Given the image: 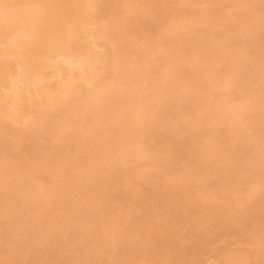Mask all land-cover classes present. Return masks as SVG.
<instances>
[{"label":"bare ground","instance_id":"obj_1","mask_svg":"<svg viewBox=\"0 0 264 264\" xmlns=\"http://www.w3.org/2000/svg\"><path fill=\"white\" fill-rule=\"evenodd\" d=\"M144 1L145 0H0V140L4 137L6 138V135H4L3 133L6 132L5 131L6 129H9V132L12 133V137L15 139L14 140L15 143H17L15 145V146H17V148L15 146L14 147L16 148V150L18 148H19V150H23V149H25V147L24 146L21 147L20 145L26 144V142H25L26 138L29 137L28 139H30V136H32V142H33L34 136L36 137V135H37L38 136L37 138L40 137L43 139L44 136L45 137L47 136L45 134L49 133V135H51L50 137L52 138L50 140H52V143L55 144L54 148H52L53 149L52 153L53 154L55 153L56 156H55V158L52 157L53 161L52 160L48 161V160H45V158H43L44 156L41 155L43 152L40 151L41 152L40 155L43 156L41 158L42 163H40V167H39V163H38V165L37 164L33 165L34 164L33 163L32 164L33 166H30V167H32L31 169L36 175L40 174V171L42 169H43L42 171H46V170H44V168L51 166L50 161H52V162H55V164L57 163L59 165L58 171L72 170L71 173L74 172L73 176H78V173L74 170V168H76L75 164H79L81 167H82V165H85L87 162L86 159L88 157L92 158V153L95 151L96 146H97L96 148L99 149L97 152L102 153V152H104V147L107 144L113 145L112 147L114 148V150L110 151L111 148L108 147V148H110L108 150L109 152L106 154V156H104L105 158H107L106 159L107 163L106 164L104 163L106 165V168H105V166H104V168L108 170L107 171L108 173L110 172L109 173L110 175H107V177H106L104 174L103 179L104 180L107 179V180L111 181L112 177L114 175H117L118 173H119V175H121L122 173L124 175H126L127 179H125V183H119L117 186L115 185L116 190H118V188L120 187L122 189V192L124 190H126L128 186L131 187L132 181H131V179H129L130 176H128V174H129V171L131 170V168H133V165L135 167L141 166V169L144 168L142 166L146 165L149 167H156L160 171H166L170 168L169 165L176 164L178 167L177 171L182 169L181 173L182 174L184 173V175H181L182 178H181L179 183L177 181V185L174 182V184L176 186H175V188H174V185L172 187L173 188L172 189L173 196L176 195L177 197H180V198H181V196H183V199H184V197H186L187 201H188V198H190V199L194 198V200L191 199L192 201H188V205L185 206L186 208L184 210L187 211L186 215L183 216V214H179L180 216H178V215H175L176 213H174V215H175V217L173 218L174 220L170 221L171 222V223L169 222L170 224L165 222V223H167V225L169 226V229L171 230L170 231V234L172 235L171 238L173 237V235H176V233H178L177 230L180 229V223H183L184 226H186V227L195 228V231H194V229H191L194 231L193 237H197V236L199 237L200 226H203V223H202V225H200L201 224L200 219L203 216L206 217V215H212V217L215 216L217 218L218 223L220 224V222H221V225H220L221 227H219V225H218V226H216L217 227V229H216V227L213 226L214 228H212V230L213 231L215 230L214 232L213 231L211 232L209 230L213 234L212 236L214 237V235H215V237H217L216 235H222L221 237L224 238L223 237L224 233H222L221 231L223 230V232H225V228H223L224 227V225H223L224 219L223 218L226 216L227 212H228L227 213L228 216L234 215L233 217L230 218V220H236V221L239 219L242 220L243 218H241V217L243 215L247 216V213L249 214V212L251 210H253L251 208H255L254 210H256V209L258 210L259 209L258 207H261L259 202H261V201L264 202V192H260V190H259V192H257L258 189H257V191L255 189L256 186L258 187V186H261V184H264V173H262L261 170H260L261 173L258 172L259 171L258 167H261L264 170V134L258 132V130H257V125H259V123H264V95H261V96L259 95L257 97L254 95L253 98L249 97L252 99H247L248 97H246L245 93L248 91L250 92V90H252L254 87L251 86L249 88H252V89H247V87L249 85L248 86H245V85L239 86L238 82H237L238 83L237 84V83L233 82L234 80L232 81L230 79V75L233 74L234 72L229 73L231 71L230 70L231 67L236 72L235 74L237 77L240 74L242 75V72L244 71V69L246 70L245 66L247 65V62L250 60L251 53H250V55L248 52L245 53L244 50H247L248 48L244 49V47H246V46L248 47V45H250L251 43L248 39H245V37L247 38V34H245V37H241L240 41H238V44L236 45L237 51L236 52L234 51V55L233 56L231 55L232 57L229 59H228V57H226L227 60L225 58L226 64H229L226 66V67H228L229 71L227 70V68H225L226 69V71H225V70H223L224 67L221 66L220 61H218L221 58H217L218 59L217 60L214 57L215 55L212 56L210 54L211 52L209 53V49H205L207 47H203V44H204L203 40H195V39H192L191 37L188 36V34L190 35L189 29L185 26L184 22L182 23L180 21L182 19L184 20V17L186 18V16H184V14L186 12L182 11L181 9H177V8L174 9V6H173L174 4L178 5V3H180V4L181 3H183V4L184 3H186V4L187 3L188 4L196 3L197 4V0H149V2L147 1V3ZM203 2H206V3L209 2V4H210V2L211 3L215 2L213 4H216V2H220V0H200V3H203ZM222 2H223V0H222ZM160 5H162V6L165 5L166 8H167V6H169V7H171L172 10H174V13L172 11L173 14H172V17L170 20L171 24L168 25L169 27L167 26V28H168L167 30H165L163 28L164 29L163 31L162 30L159 31L160 28L158 29V26H157L158 30L155 31L156 35L154 36V38H156L158 40L155 41L156 43L155 42L153 43V40H152L151 42H148L149 44L147 43V45H145L147 47H144L141 44L144 45V43H146V41H145L146 38L143 39L142 37H146L147 28L146 29L144 28L146 31L142 30L144 33L146 32L144 34L145 36L143 35L142 37H141V34H139L140 30L135 29V28H136V26H137V28H139V27L141 28V25H143V23L145 25L147 24L148 28H149V26L152 23H149L150 25L148 23H145L147 21H150L147 19L149 17H145L146 12H147V10H151L152 8L154 10L155 7L157 8V6L159 7ZM263 6H264V0H240L238 5L236 6L237 9L229 10L227 13L225 12V15H224V13H222L223 15H221L218 12H214V9L209 10V8H207V10H209L210 13H214L213 17L211 15V17L206 18L207 20L200 18V16L204 13H203V10H198L197 17H196L195 21L198 24L200 31L203 33V32H205V30L209 29V31H210L211 29H213L215 27L221 26L223 23H225V21H227L226 19H230L232 21V23H234V25H237L238 21L242 20L244 23H247V25L250 24L249 25L250 29H248L250 31L241 30L242 28L239 25L240 23L238 24L239 26L238 25L237 26L240 27L241 29L237 28L236 26H233V25H232L233 26L232 27L231 24L229 23L230 24L229 26H231L232 29H230V30L228 29V31L230 34H234V35L236 34L235 36H237V35L242 36L243 33H248L250 35V37H252L250 39L252 41L253 38L255 39V37H253L255 32H253V31L251 32V30H253V28L260 26L258 24L263 23L262 21L264 20V16H263V18H261L259 16L261 19H263V20H261V23H260V21L253 19V16L256 17V13L260 12L262 10ZM161 8L159 7L160 10H161ZM166 8H164V9L166 10ZM215 9H216V5H215ZM183 10H184V8H183ZM154 13H155V11H154ZM215 13H218V14L215 15ZM149 14H152V12ZM154 15H156V13ZM164 15H165V13H164ZM160 16H161V14H160ZM155 18H156V16H155ZM146 19H147V21H146ZM152 19H153V17H152ZM152 19H151V22H152ZM168 19H170V18H168ZM153 22H154V19H153ZM256 23H258V24H256ZM153 24H154V26H156L155 24L158 25V22L155 21V23H153ZM252 24H254V25L252 26ZM145 25H143L142 28ZM255 25H257V26L255 27ZM154 26H151L150 28L152 29V27L154 28ZM148 30H150V29H148ZM192 30L194 31L195 28L193 27ZM134 31H136L135 33L138 32V34L140 35V38L138 40H141V44H140L141 47L146 49V48H148L149 45L152 47L156 45V47H154V48L151 47V48L154 49V51L158 55L161 53V55L163 57L161 59H159L158 58L159 56L157 57L156 53H154V55L156 54V56L153 55L151 57V54H149V53L153 54V52L151 51L152 49L150 50V48H149V50L147 49L149 51V53L145 50H144V52L140 53L141 51L140 52L138 51V48L141 49L140 45L138 48H136L137 44L132 46V41L130 43L128 37H126V39L129 42L124 37L126 35H130L132 37H129V38H135V34L133 33ZM151 33H152V31H151ZM256 34L257 33H255V36H256ZM227 36L231 37V35H227ZM235 36H233V37H235ZM261 36L262 35H260V37ZM136 37H137V35H136ZM152 37H153V35H151V38ZM202 37H200V38L202 39ZM256 37H259L258 34ZM262 37L264 38V36H262ZM147 40H148V38H147ZM256 40H257V38H256ZM207 42H208V40H207ZM210 43L211 42L209 41V44ZM233 44H235V43L231 42V45H233ZM207 45H208V43H207ZM207 45H205V46H207ZM134 46H136L135 48L137 50L132 48ZM219 46H221V45H219ZM234 46L235 45H233V47H232L233 49H234ZM252 46H253V44H252ZM227 47H228V45H227ZM229 48H230V46H229ZM229 48H227V50H229ZM223 49H224V46H223ZM235 50H236V48H235ZM142 51H143V49H142ZM222 51H224V50H222ZM212 53L215 54L216 51H214ZM251 59L252 60H250V62L252 61L254 63L253 58H251ZM227 61H228V63H227ZM142 62H144L145 65L150 68L149 69L148 67H146V68H148V71H147V69L143 68L144 64ZM183 63H185V64L187 63V64L191 65L190 68H192V66H193V68H192L193 70L191 69L192 71L189 69L192 72V74H190V72H189L188 76L193 77L195 79H196V76L199 77L200 79H202L203 75L205 76V78H204L205 80L202 79L204 81L202 85L198 82H194V80L191 81L190 77H188L187 73H186V72H188V70H185L186 68L185 69L183 68V65H184ZM223 64H225V63L223 62ZM248 64H249V62H248ZM251 64H249V65H251ZM254 65H256V64L254 63ZM135 66H137L138 69H135ZM185 66H187V65H185ZM251 66H253V64ZM246 67H248V66H246ZM253 68H256V67L254 66ZM257 68H256V70H259ZM248 69H249V67H248ZM251 69H250V71H251ZM149 70H150L151 74L153 73L152 76H154L153 77L154 79L146 78L144 71L145 72L147 71L149 73ZM250 71H247V72L249 73ZM259 71H257L256 73H258ZM183 73H186V76H185L186 81L188 82V80H187V77H188L190 82H191V83H186V81H185V83L188 84V86H189V84H191V86L192 85L195 86L196 83L201 85L199 87H196L197 90H195V91L193 90L194 92L192 95H191V93L188 94L191 96H187V95L186 96L188 98L193 97L195 99L196 96L197 97L200 96L199 91H201L203 94H207L208 95L207 99L209 98V96H212L215 99V101H213L214 107L216 108V110H219V112H220L219 116H216V117L211 116L212 115V113H211L209 118H211V120H213L214 123H215V120L216 121L220 120L221 118H223L228 113H231V114L238 116V119L236 121L234 120L235 123L237 122V124L243 125L246 129V131L244 130L245 133L244 132L242 133L241 131L239 133L244 134V138H246L248 141H250V144L252 143V145L254 147L258 146L259 148H261V149H258V152H257L261 157L260 160H257L259 158H257L256 156H255L256 158H254V159H253V156H251L254 161L252 160L253 163H252V165L249 164V167L243 168L241 166V168H237V167L235 168L233 165L230 164V166H231L230 168H232V170L229 172L226 171L227 173L225 172V174H221L219 172V169H218V168H220L219 165H221V164L217 163L216 159H214L216 156L213 158V156L211 155V153L213 152L212 149H213L214 145L212 143H208L207 142L208 140H206L205 143H200L198 150H194V148H196L195 146L193 147V149L191 147L187 148V149L191 148L192 151L195 152V153H193L192 151H190L192 154L196 155V157L194 155V157L196 159H197V156H199V155L203 156L200 159H203L204 163L201 162L202 164H200V165L197 164L200 161L197 163L194 160H193V162L190 161L189 159L191 158V160H192L193 155H191L192 157L190 155H189L190 157L187 156L185 153L187 151H185V152L182 150L180 151V147L176 146L177 148H174V145H173V147H170V146L168 147L167 145L171 142L172 138L170 139V142L168 144H166V146H164V145L161 146V144H157L158 142H162V140L164 138H167V142H168V140H169L168 138L171 135H173V136L175 135L174 129L172 131V128H173L172 125H174L175 123L171 122L172 121L171 120L170 122L172 125L170 124V127L172 126V128L167 127V128H170L169 130L167 129L168 131H170V132L172 131L171 135L167 130H165L167 133H169L168 134L169 137H167V135H165L166 133L159 135V133H156L155 130H153L155 128L154 127L155 124H153V122L149 123L150 121L147 122L146 114L150 113L151 116H153V117L156 116L158 119V123H157V121L155 123H157L158 126H160V127L163 126V127H161L162 130H163L164 126L166 127V124H168L167 122H165L166 117H168V115H166L167 110L170 107L174 108L172 106H175V109H176V105L179 104L178 103L179 100L186 97L185 91H182V87H181L183 76L182 77H180V76ZM256 73H254V74H256ZM201 74H203V75L199 76ZM131 75H134V77L136 78V81L133 78L129 77ZM259 75L260 74H258V76ZM149 76L151 78V75H149ZM246 76H247V74H246ZM253 76L255 77L256 75H253ZM223 77L225 79H223ZM129 78L133 79V81H130ZM258 78H263V77H258ZM49 79L50 80L53 79V81H50ZM247 79L252 80V77L251 78L249 77ZM200 82H202V81H200ZM241 82H242V80H241ZM247 82H249V81H246V83ZM253 82H254V80H253ZM257 82H256V84L255 83H253V84H255V86L257 85V87H258L260 83H257ZM185 83H184V85H185ZM234 86L237 87V89L235 88L236 91L241 89V92L239 93V95L237 97L238 100H236L234 98V96H232L234 94H232L231 91L234 90V89H232V88H234ZM115 87L118 88L117 91H116ZM184 87H183V89H184ZM161 88L166 89V93L170 97L168 101H167L168 97L167 98L164 96H162L164 98L161 97V94L163 92V90ZM213 88H216L217 91L212 90ZM142 89L146 91V97L144 96V98L141 94ZM160 89H161V91H160ZM256 90L258 91V89H256ZM263 90H264V87H263ZM190 92H191V90H190ZM162 95H164V94H162ZM200 97H198V98H200ZM212 97H210V98H212ZM161 98L162 99L166 98V99L161 100ZM202 98H201V100H202ZM203 99H205V98H203ZM191 100H193V99H191ZM188 102H189V100H188ZM203 102H204V100H203ZM185 103H186V101H184L183 105ZM206 103H208V102H206ZM156 104H159V105L161 104V105L160 106L158 105V107H157ZM186 104H188V103H186ZM183 105L179 104V107L182 106L183 108L182 109L180 108V109L185 111ZM205 105L207 106V104H205ZM211 105H213V104H211ZM39 106H41L42 108L40 109ZM43 106L44 107L46 106V107L43 108ZM64 106H68V108L67 107L65 108L66 110H64V114H62V115H64V117L63 116H62L63 118L61 117L62 118L61 121L58 120V121H60L58 124L54 123L53 121H56L54 119L58 116V113L61 111L62 107H64ZM155 106L157 107V109L155 108ZM185 106H186V108H188L187 105H185ZM35 108L36 109L39 108V110H36ZM124 108H128L129 110L135 109L136 114L131 115L129 118L127 116L129 123H131V121H133V122L127 128V130L120 131L119 126L122 124V121L124 122V120H126V119L123 120V117H125L124 112H126L124 110ZM171 108L169 110H171ZM203 108H204V106H203ZM207 108H209V106ZM33 110L34 111L36 110V111L34 112ZM177 110H179V109H177ZM210 111H211V109H210ZM186 112H187V109H186ZM62 113H63V111H62ZM200 113H202V112H200ZM168 114H169V111H168ZM195 114H197V113H195ZM150 115H148V118L150 117ZM165 115H166V117H165ZM190 115L191 114H189V116ZM198 115H199V112H198ZM203 115H204V113L202 114V117H203ZM206 115H208V114H206ZM206 115H205V117H206ZM214 115H215V113H214ZM181 116H183V115H181ZM184 116H186V115H184ZM58 117L56 119H58ZM153 117H152V119H153ZM2 118H7L12 123L9 121L10 124L7 125L6 124L7 120L2 121ZM199 118H200V116L195 115V116H192L190 119V121L192 120L194 122L192 124H194L195 128H196V126H199V125L204 123V122L202 123L203 119L201 120V118L200 119ZM20 120L22 121L21 125H19ZM106 120H108V121H106ZM167 120H169V119H166V121ZM176 120L177 119H175L173 121L175 122ZM178 120H180V119H178ZM178 120L176 122H178ZM182 120L185 121L184 117ZM179 122H181V120ZM188 122H189L188 120H187V124L184 122V124H186V127L188 124H190ZM229 123H231V122L229 121ZM247 123H249V125ZM11 124L13 127H15V126L16 127L13 128L11 126ZM192 124H190V127H192L191 126ZM208 124H209V122H208ZM34 125H35V127H34ZM179 125H180V123H179ZM179 125L175 124L176 128ZM203 125H205V124H203ZM210 125H211L210 128L211 127H213V129L215 128L213 126V123ZM181 126L182 125H180L179 129L182 128L181 130H184L183 128H185V127L184 126L181 127ZM215 126H216V124H215ZM228 126H229V124H228ZM236 126H238V125H236ZM201 127H203V126H201ZM195 128H193L194 132L192 131L194 134H195ZM63 129H65V130H63ZM164 129H166V128H164ZM179 129H178V131H179ZM193 129H191V130H193ZM205 129L207 130V128H205ZM191 130L189 129L188 133ZM196 130H198V129H196ZM175 131H177V130L175 129ZM212 131L215 132L214 130H212ZM199 132H201V131H199ZM208 132H210V131H208ZM185 133H184V135H185ZM188 133H186V134H188ZM205 133H206V131H205ZM49 135L47 136V138L49 137ZM237 135H239V134H236V136ZM180 136H181V138L184 137L183 131L181 134L179 133V136H177V137H179V141L182 140V139H180ZM190 136L191 135H189L187 138H191ZM12 137H10V138H12ZM13 138H12V140H13ZM220 139H222V138H220ZM185 140L186 139H184L183 141H185ZM189 140H191V139H189ZM211 140L212 139H210V141ZM40 142H41V140H40ZM49 142L51 143V141H49ZM191 142H193V141H191ZM224 142H223V144H225ZM33 143H36L35 140ZM38 143H39V139H38ZM186 143H184V144H186ZM0 144H3L5 146V144L7 145V142L6 143L0 142ZM12 144H14V143H12ZM223 144H222V147H223ZM250 147H252V146H250ZM0 148H2V147H0ZM7 148H9V146ZM7 148H6V151H7ZM20 148H23V149H20ZM39 148L41 149L42 147H39ZM39 148H38V150H40ZM172 148L176 149L175 151H177L178 154H175V155H177V157L174 154H173L174 157L172 156V150H173ZM178 148H179V150H178ZM32 149H33V144H32ZM35 149H34V151H35ZM106 149H107V147H106ZM0 150H2V149H0ZM38 150H37V152H39ZM175 151L173 150L174 153H176ZM8 152L9 151H7V153ZM97 152H95V153H97ZM190 152L188 151L187 154H189ZM7 153H6V156H8ZM40 155H37L36 153L33 154V152H32V156H33L31 159L32 161L30 160V157H29V162L28 161L27 162L29 164H31L33 161L36 162V160H40ZM250 155H252V154H250ZM143 156H146V159L143 160ZM1 157H3V159H4V156H1ZM93 157L97 158L96 156H93ZM102 157L103 156H101V159H103ZM187 157H189V158H187ZM11 158H13V157L11 156ZM14 158H15V156H14ZM218 158H220V157L218 156ZM15 160H16V158L14 160L11 159V161H14V162H15ZM95 160L93 159V161H91L92 163H91L90 167L91 166L93 167V168L91 167L92 171H90L91 168H87L90 170H86L83 167V169L89 173L86 174L87 172H85V177H83L85 179L81 178L80 177L81 175H79V179L78 180L75 179V180L77 183H80V184L76 185V183H75V185H76L75 187H78L79 185L81 186V183L83 184V183H85V181H89V180L95 179V178L97 179L96 174L97 173L99 174V171H101V170L99 168L100 166L97 165ZM8 161H10V160L8 159ZM104 161H105V159H104ZM248 161H250V160H248ZM12 164H14V163L12 162ZM52 164H54V163H52ZM9 165H10L9 163H8V165H6L0 161V190H1L0 191V212L2 213V218L4 217V227H5V229H2L4 227L1 226L0 239L3 236L2 234H6L8 237L10 235V237L8 239H5V242L7 245L9 244L18 253L21 249L23 250L24 247L26 249L27 248L30 249L31 253H33V252H35V248H36V247H34V244H35L34 239H38L39 237L41 238V236H42L41 234L46 233V235H47V233H48V235H50L51 232L52 233L55 232V233H57V235L59 237L58 240H55L56 244L58 241V244L63 245L64 243H68L67 241H69L68 239H70L69 238V231L71 232L72 235H74V231H75L74 236H76L77 229L80 226L84 227L83 230H85L84 232H86V233H87V231L88 232L90 231L89 233H91V228H94V230L95 229L97 230V228L95 227L96 223H97V221L98 222L102 221L103 213H104V211H106V210H104V201L106 202L107 199L112 197L111 196L112 192L109 191L108 189H104L105 184L104 185L102 184L103 187H101V188H103V190L98 188V189L102 190V192L98 191L97 195L95 196V197H97L98 195H100L102 193L100 196L101 198L98 199V197L97 198L93 197V199L89 201V198H88L89 194H88V196L86 197L87 199H85V198L81 199L80 197H77V198L81 199L82 201L84 200L83 202L81 201L82 202L81 204L79 203L80 205L73 206V204L72 205L69 204L70 206H66L65 203L67 201H65V200L69 199V198L65 197L66 193H67L66 189H69L72 186V183L70 184L71 186L69 185V182L71 181V179L69 180V178H68V180H69V182H68L66 175L65 176L63 175L60 178H61V180L64 179L65 182H67L68 187H67L66 183L62 184V181L60 182L61 185L59 186V184H58L59 182H58V178H57L58 172L54 173L55 175H53V172L50 173L49 178L51 177V174H52L51 182L54 181V182H52L54 184H55V181L58 182L57 187H55L56 184L54 186L52 185L55 188V191L57 192L56 194H58V196H56V194H54L55 192H52L53 193V196H52V194H50V191L46 192L47 187L45 188V185L47 183L43 185L44 186L43 190L45 189L44 192H41L42 189L40 191L39 189L34 188V185L36 183L34 185H32V183H34V182H30V180H27V178H24V175H22V172H21V169H19V166H16V167H18V169H17L18 173L16 175L14 174L15 175L14 178H12L13 176L11 177L10 182H12V184L9 182L11 184V186L8 187V186H6L7 184L2 185L1 180H2V178L5 177L4 176L5 172L7 171V173H8V170L12 168L11 166H10L11 168L8 167ZM18 165H20V164L18 163ZM208 165H211V167L209 168ZM227 165H229V164H227ZM14 166H15V164H14ZM25 166H23V167L25 168ZM97 166H99V167H97ZM23 167H22V171L24 169ZM173 167H176V166L173 165ZM223 167H222V169H223ZM5 168L8 170H6ZM15 168L13 170H15ZM98 168H99V171H98ZM179 168H181V169H179ZM54 169H56V168L54 167ZM96 169L98 172L94 176L93 173L96 172L95 171ZM134 169H136V168H134ZM147 169L142 170V172H141L142 175L145 174L148 177L154 178L156 180L158 177L155 178L153 174H149V173H154V172L148 173L149 170L147 171ZM195 169L200 170V171L198 170V172H197V174L200 173L199 175H195V174L191 173L192 171L194 172ZM173 170H175V169H173ZM12 171L10 172L11 174H12ZM121 171H123V172H121ZM13 172L15 173L16 170ZM120 172H121V174H120ZM137 172L139 174L140 171H137ZM156 172H157V170H156ZM71 173H69V174L72 175ZM132 173H134V172H132ZM141 173H140V175H138L136 173L135 176L139 177V176H141ZM248 173L249 174L252 173V175H253V173L259 174V175H258V178H256L257 180L256 181L254 180L253 184L251 186H248V188H247V186L244 182L247 179ZM11 174H8V176L6 174L7 178H5V179H10L9 175H11ZM101 174H103V173H101ZM101 174H99V175H101ZM246 174H247V176H246ZM210 175H212V176L214 175L219 179V180H216V183L218 184V182H219V184L216 186H212V188L215 187L213 189L210 188V186L212 185L209 183V181L211 179ZM104 176L106 178H104ZM70 177H72V176H70ZM76 178H78V177H76ZM114 178L115 177H113V180H114ZM124 178H125V176H124ZM116 179L114 180V182L118 181ZM179 179H180V177H179ZM72 180H74V179H72ZM121 180L122 179H119V182ZM97 181L98 180H96V182ZM101 181H102V175H101ZM213 181L215 182L214 179L211 180V182H213ZM2 182H4V180ZM49 182L50 181H48V185L50 186ZM71 182H73V181H71ZM105 182H107V181H105ZM163 182H165V181H163ZM193 182H197V184L193 183ZM7 183H8V180H7ZM87 184H88V182H87ZM87 184H85V185L87 186ZM106 184H109V183L107 182ZM194 184H196V185H194ZM94 185L98 186L97 183H95ZM52 186H51V189H52ZM89 186L91 187V183ZM92 186H93V184H92ZM107 186H106V188H107ZM110 186L112 187V185H110ZM115 186L113 187L114 190H115ZM35 187H38V186L35 185ZM40 187H41V185H40ZM75 187H73L71 189L73 190ZM90 187H88V188H90ZM78 188H80V187H78ZM78 188L77 189L75 188V189L79 190ZM83 188H84V186H83ZM157 188H156V190H157ZM192 188L195 189L196 195L191 191ZM48 189H49V187H48ZM158 189H160V191L158 190V192L162 191L161 188H158ZM170 189L171 188H169L167 190L169 191ZM80 190H82V188H80ZM114 190H112V191H114ZM127 190H129V189H127ZM163 190H165L164 187H163ZM91 191L93 192V190H91ZM130 191H132V188L130 189ZM139 191L140 190H138V189L135 191H132L133 192L132 194L136 195V194H138ZM168 191L165 190V194H164L165 198H167L166 195H168V193H171V191H169V192ZM70 192H72V191H70ZM125 192L126 191H124V193ZM158 192H156V193H158ZM72 193L70 194L71 196H72ZM127 193H128V191H127ZM120 194H122V193H120ZM153 194H151V195H153ZM77 195L78 194L74 195V193H73V196H77ZM162 195H163V193L160 194L159 196L158 195L157 196L162 197ZM209 195H211V196L213 195L212 197H210L211 199H213V197L216 195L217 200L215 199V197L213 199V201L216 200V202H214V203L211 202V200L208 199ZM199 196L202 197L201 201L204 202L203 203L204 205L200 204V202L197 200L198 199L197 197H199ZM113 197H114V195H113ZM171 197H172V195H171ZM171 197H168V198L170 199ZM177 197L175 199H177ZM155 198H157L156 195H155ZM7 199L9 200V202H7L8 201ZM71 199H72V197L70 198V200ZM33 200H34V202L37 201L36 203L40 206V207L38 205H37L38 207L33 206L35 209H37L39 211V214L37 215V218H36L37 221L34 222V223H37V222L38 223L36 224V227L34 229H33V227L32 228L30 227V222H31L30 221L31 220L30 215H33L34 211L33 212L29 211L30 206L33 205V204H31L29 206V204ZM70 200H68V201H70ZM76 200H75V202H76ZM163 200L164 201H162V198H161V202H163V204H164V205H162V204L161 205H162V207H165L163 209L164 210L168 209V208H166L167 203H164L165 199H163ZM111 201H112V199H111ZM157 201H158V198H157ZM187 201H186V203H187ZM107 202H106V204H107ZM115 202H118V201L115 200ZM68 203H70V202H68ZM76 203H78V200ZM84 206H86L85 208H87V206L89 207L90 211L89 210L87 211V209L85 210L87 212V214L91 216V218H89V221H87V222L85 221L84 223H86V224H83V221L82 222L80 221L82 224L78 223L79 225L76 227L77 229L75 228L74 231H72L73 229L71 230V227H70V229L66 228L69 225L72 226L73 224H75V222L77 223L78 216L79 217H80V215L83 216V212L81 213V210H83L82 208ZM119 206H118V208H119ZM33 207L31 206L32 209H33ZM105 207H106V205H105ZM121 207H123V206L121 205ZM156 207H158V206L156 205ZM144 208H142L144 210V213L148 212V210L145 211L147 209V207H144ZM160 209L162 210L161 206H160ZM199 209H200V213L198 214L197 212H199ZM26 210H28L29 212ZM37 210H35V211H37ZM64 210H66V211H64ZM72 210L74 211L73 213L70 212ZM182 210H183V208H182ZM69 212H70V214H69ZM123 212L125 213V211H123ZM140 212H142V211H140ZM179 212H180V210H179ZM181 213H182V211H181ZM119 214H120V212H118V211H116V213H114V214H111L110 217L107 218L106 225L111 224V223L116 224L117 220L119 218V217L117 218V215L118 216L121 215V214L120 215ZM130 215H131V213H130L129 209H127L126 215H122L121 217L124 216V218H122L124 220H125V217H126V220L128 217L127 221H129ZM138 215L136 214L137 217H138ZM257 215L259 216V214H257ZM257 215L255 216V218L258 217ZM141 216L139 215V217H141ZM181 216H183V217H181ZM132 217H135V215L133 214ZM137 217H136V219L139 220V218H137ZM179 217H181V218H179ZM215 217L212 219L216 220ZM83 218H85V217L83 216ZM255 218H254V221L258 220V218H256V219ZM142 219L143 218L141 217V220ZM203 219H204V217H203ZM259 219H260V217H259ZM14 220L18 221L20 223V224H18V228L13 225ZM82 220H84V219H82ZM170 220H172V219H170ZM131 221H134V220H131ZM103 222H104V219H103L102 223ZM142 222L144 224H147L145 220H142ZM172 222L173 223L174 222L179 223L178 224L179 228L175 224H173ZM31 223H33V222H31ZM149 223L150 222H148V225H149ZM237 223L239 224V221ZM15 224H17V223H15ZM99 224H98V226H99ZM183 224L181 226H183ZM230 224H229V226L231 227V225H233V224H231V225ZM2 225H3V222H2ZM26 225H29V226H26ZM148 225H147V227L151 228V231L153 229H154V231L157 230L155 228L152 229V227H150L151 225L150 226H148ZM222 225H223V227H222ZM241 225H243V224H241ZM161 226H162V224H161ZM253 226H255V225H253ZM138 227H140L139 223H138ZM144 227H146V225ZM258 227L259 226H257V228L253 227V229H252V227H249V229H247V226H246L245 228L247 230H245L244 232L242 231L243 233H240L239 231L238 232L240 233V235L248 236L249 239H251L255 243V245L258 246L257 247L258 251L255 250L256 254H255V252L251 253V254H255V258L252 259L253 261H256L255 264L256 263L257 264H264V257L262 256V252H263L262 246L264 244V235H259ZM100 228H98L99 230H101L100 232H102V233L105 232L104 228H103V230ZM141 228H143V226ZM161 228L163 229V226ZM204 228H206V227H204ZM221 228H223V229H221ZM66 229H68L69 231L67 232ZM159 229H158V231H159ZM232 229L234 230V228H232ZM235 229H236V227H235ZM240 229L243 230V226ZM78 231H81V230L79 229ZM140 231H142V229H140L139 232ZM148 231H150V230H148ZM154 231H152V232H153V236L155 237L156 233H154ZM165 231L166 230H163L161 232V235L164 233L167 235V232H165ZM209 231H206V233ZM92 232H93V230H92ZM150 232H148V233H150ZM152 232L148 235L145 231L144 233L147 235L144 238H147V236H151ZM202 232H200V233H202ZM234 232H235V230H234ZM238 232H235L234 235H232L233 234L232 232H230V233L232 236L235 237L236 233H238ZM144 233H141V234H144ZM230 233H229V235H230ZM81 235H83V232L81 233ZM103 235H104V233H103ZM161 235H159V236H161ZM55 236H56V234H55ZM83 236L85 237V234ZM93 236H95L94 233H93ZM143 236L144 235H142V238H143ZM177 236L179 237L180 234L179 235L177 234ZM224 236L226 237L227 235H224ZM3 237L6 238V236H3ZM50 237H52V236H50ZM70 237H73V236H70ZM98 237H99V235H98ZM98 237H96V238H98ZM154 237H148L147 242H149V239H152ZM165 237H162V238L164 239ZM238 237H240V236H238ZM242 237H241V241L243 239ZM248 237H246V239ZM43 238H44V236H43ZM43 238H41V241L43 240ZM115 238H117V237H115ZM156 238L157 237H155L153 240L155 241ZM201 238H204V237H200V239ZM206 238L210 239L209 237H207V234H206ZM206 238H204V239L208 240ZM73 239H74V237H73ZM86 239L89 240V238H86ZM165 239H167V238H165ZM176 239H175V243H176V241H178L177 243L179 244V246H181L180 248L179 247H177V248L183 249L184 243H183V245H180V244H182L181 243L182 239H180V237H179V240H176ZM204 239L202 241H205ZM46 240L49 241V239H47V238H46ZM91 240H93V239H91ZM94 240H97V239H94ZM140 240L141 239H139V241ZM55 241H54V243H55ZM143 241H145V242H143ZM173 241L174 240H172L171 243ZM195 241H196V239H195ZM202 241H200V242H202ZM1 242L2 241H0V244H1ZM86 242H88V241L86 240ZM97 242L99 244V240ZM135 242L138 243V239L128 240L129 245L132 244V246H129V245L128 246L131 248L134 247L135 245H137V244H135ZM142 242H143V244L144 243L146 244V240H142ZM150 242H151V240H150ZM153 242H151L150 245L151 246L153 245L154 247L156 245L158 247V244H160V242H159L156 245H154V243H156V242H154V243ZM227 242L224 243L225 245H222L223 247L219 246L221 248H219L218 254L216 256L217 259L219 260V264H237L240 261H247V260L251 259V256H250L251 254L249 252L251 250H249V251H247V249L246 250H242V249L240 250V248H239V250L236 249V251L233 249L231 250V248L227 247V245H226ZM51 243H52V240H51ZM93 243H95V241ZM128 243H125V245ZM86 244H88V243H86ZM98 244H97V246H100ZM178 244H176V245H178ZM205 244H207V243L205 242ZM205 244L202 243V245H205ZM72 246L76 247L74 245H72ZM84 246H86V248H88L87 249L88 252L86 250V253H89V251L92 250L91 247H93L92 244L90 245L91 247L87 246V245H84ZM97 246L95 248H97ZM141 246L142 245H140V248H141ZM146 246H149V244ZM47 247H45V248H47ZM51 247H53V245ZM56 247H58V246H56ZM102 247L103 246H101V248ZM60 248H62V247H60ZM67 248H69V247H67ZM95 248H94V250H95ZM135 248H137V247H135ZM140 248L138 247V249H140ZM254 248L252 249V251H254ZM49 249H51V248L48 247L47 250H49ZM52 249H51V251H52ZM104 249H106V248H104ZM123 249L126 251L128 250L127 247L125 249V246L123 247ZM30 250L29 251L27 250V251L30 252ZM36 250H37V248H36ZM72 250H73V248H72ZM136 250L137 249H135V251H134L132 249L131 253H135ZM156 250L160 251V249H158V248H156ZM12 251H13V249H12ZM115 251H117V250L113 249V251L108 252V257L118 259L121 256L120 255L121 252L115 253ZM139 251H141V249ZM13 252H15V251H13ZM57 252H58V250H57ZM57 252H56V255H57ZM137 252H138V250H137ZM141 252L145 253V251H141ZM51 253L54 254L53 252H51ZM58 253L60 254L61 251H59ZM143 253H141V254H143ZM176 253H178V252L176 251ZM195 253H196V251H195ZM195 253H194V255H195ZM11 254H10V256H11ZM33 254H37V255L39 254L40 255L39 251H38V253L36 251ZM33 254L31 255L32 257L38 258L39 255L36 257ZM66 254H67V251H66ZM81 254H82V252H81ZM116 254H117V257H116ZM141 254H140V256H141ZM64 255L65 254H62V257H65ZM126 255H128V253ZM137 255H139V254H137ZM174 255H176V254H174ZM174 255H172L170 257V259H173L175 257ZM188 255L190 256V254H188ZM188 255H187V257H189ZM198 255H199V253H198ZM13 256H14V254H13ZM24 256H26V255H23L22 257H24ZM55 256H52V258H54ZM103 256H102L103 259L104 258H105V260L109 259V258L106 259L107 256H105V257H103ZM132 256H134V254ZM185 256H184V258H185ZM68 257L70 258L69 255H68ZM76 257H77V255H76ZM80 257H82V255ZM88 257H89V255H88ZM193 257H191V258H193ZM196 257L198 260V256H196ZM253 257L254 256H252V258ZM11 258H12V256H11ZM26 258H27V256H26ZM58 258L56 259L57 261H58ZM19 259H20V257H19ZM27 259H29L30 262L32 261L31 260L32 258L30 259V257ZM42 259H44V258H42V256L40 255L39 260L41 261ZM81 259H87V257L86 258L82 257ZM117 259L115 260V262L117 261ZM62 260H63V258H62ZM174 260L175 259H173L172 261L176 262L178 259L175 261ZM192 260H194V259H191L190 261H192ZM43 261H45V259ZM43 261H41L42 264H44ZM53 261H54V264L57 263L55 260H53ZM53 261H51V262H53ZM186 261L188 262L189 259ZM179 262H180L179 264H182L183 260H182V262H181V260ZM192 262H190V263L192 264ZM47 263H48V261H47ZM79 263L85 264L83 261H81ZM194 263L195 262H193V264ZM197 263H199V262H197ZM245 263L248 264L249 262L247 261ZM252 263H250V264H252ZM50 264H52V263H50ZM60 264H63V262ZM97 264H105V263L102 259H100L99 263H97ZM141 264H145V263L141 262ZM159 264H161V263H159ZM163 264H169V262L164 261ZM184 264H187V263L184 262Z\"/></svg>","mask_w":264,"mask_h":264},{"label":"rangeland","instance_id":"obj_2","mask_svg":"<svg viewBox=\"0 0 264 264\" xmlns=\"http://www.w3.org/2000/svg\"><path fill=\"white\" fill-rule=\"evenodd\" d=\"M147 1L149 2V0H145L144 2H146L147 3ZM239 1L240 0H223V2H222V0H220V2H216V4H213V3H215V2H213V3H211L210 2V4H209V2H203V3H200V0H197V4L196 3H194V4H186V3H178V5L177 4H174L173 6H174V9H181L182 11H184V12H186L185 14H184V16H186V18L184 17V20L182 19V20H180L182 23L184 22V24H185V26L189 29V31H190V35L188 34V36L189 37H191L192 39H195V40H203L204 41V44H203V47H207V48H205V49H209V53L212 55V56H214L216 59L217 58H221V59H217L218 61H220V63H221V66L222 67H224V69L223 70H225L226 71V69L225 68H227V70H228V67H226L227 65H229V64H226V60H227V58L226 57H228V59L229 58H231L233 55H234V51L236 52L237 51V44H238V41H240V39H241V37H245V34H247V38L245 37V39H248L249 41H250V45H248V47L246 46V47H244V49H246V48H248L247 50H244L245 51V53H249V55H250V53H251V55H250V60H252L251 58H253V61H254V63L256 64V65H254V63L251 61L250 62V60L248 61L249 62V64H253V66H251V65H249L248 64V62H247V65L246 66H248L249 67V69H248V67H246L245 66V68H246V70L247 71H250V69H251V71L248 73L245 69H244V71L242 72V75L240 74V75H238V77L236 76V72L233 70V68L231 67V71L229 72V73H232V72H234L233 74H231L230 75V79L233 81V82H235V83H237L239 86H248L247 87V89H252V88H249V87H254L252 90H250V92L248 91V92H246L245 93V95H246V97H248L247 99H252L253 98V96L255 95L256 97L257 96H261V95H264V90H263V85H264V38L262 37V36H264V20L263 19H261V18H263V16H264V6L262 7V10L260 11V12H258V13H256V17L255 16H253V19H255V20H258V21H260V23H261V20H263L262 22L263 23H261V24H258V23H256V24H258V25H260V26H258V27H256L257 25H255V27L256 28H253V30H251V32L253 31V32H255V33H257L258 34V36L259 37H256L257 36V34H256V36H255V33H254V36L253 37H255V39L253 38L252 39V41L250 40L252 37H250V35L248 34V33H243V35L242 36H240V35H237V36H235L234 34H230L229 33V31H228V29L230 30V29H232V27L233 26H236L237 28H240V27H238L239 25L241 26V30H245V31H250V30H248V29H250L249 28V25H247V23H244L242 20H240V21H238V26L237 25H234V23H232V21L230 20V19H226L227 21H225V23H223L221 26H218V27H215V28H213V29H211L210 31H209V29L208 30H205V32H201L200 31V28L198 27V24L196 23V17H197V12H198V10H203V13L204 14H202L201 16H200V18H203L204 20H207L206 18L207 17H211V15H212V17H213V14L214 13H210V11L209 10H211V9H214V12H218L219 14H221V15H223L222 13H224V15H225V12L227 13L229 10H234V9H237L236 8V6L238 5V3H239ZM222 3V4H221ZM190 5V6H189ZM215 5H216V9H215ZM177 6V7H176ZM180 6V7H179ZM213 6V7H212ZM159 7L161 8V10L159 9ZM157 6V8L155 7L154 8V10H153V8L151 9V10H147V12H146V15H145V17H149V18H147L148 20H150V21H147V19H146V21L147 22H145V23H152L150 26H149V28H148V25L146 24H144L143 23V25H145L143 28H142V26L143 25H141V28L139 27V28H137V26H136V28L135 29H139L140 31H139V34H141V37L147 32V35H146V37H142L143 39L144 38H146V43H144V45L143 44H141V40H138L139 38H140V35L138 34V32L137 33H135L136 31H134L133 33L135 34V38H129V37H132V36H130V35H126L124 38L126 39V37H128V39H129V41H130V43H131V41H132V46L133 45H135V44H137V47L136 46H134V47H132L133 49H136V48H138L139 47V45L141 44L142 46H144V47H147V46H145V45H147V43L148 42H151L152 40H153V43L155 42V41H157L158 39H156V38H154V36L156 35V32L155 31H157L159 28H160V30L159 31H163L164 29L165 30H167L168 28H167V26L168 25H170L171 24V22H170V20H171V17H172V14L174 13V10H172L171 9V7H169V6H167V8L165 7V5H160V6ZM166 8V10L164 9V8ZM211 7V8H210ZM183 8H184V10H183ZM200 8V9H199ZM207 8H209V10H207ZM205 9V10H204ZM159 10V11H158ZM188 12H187V11ZM197 10V11H196ZM150 11V12H149ZM154 11H155V13H156V15H154L155 13H154ZM158 11V12H157ZM172 11H173V13H172ZM209 13H208V12ZM151 13L152 12V14H149V13ZM183 12V13H184ZM221 12V13H220ZM164 13H165V15H164ZM218 13H215V15H217ZM160 14H161V16H160ZM164 16H163V15ZM171 14V15H170ZM149 15V16H148ZM155 16H156V18H155ZM261 18H260V17ZM152 17H153V19H154V22H153V19H152ZM182 17V16H181ZM260 19H259V18ZM168 18H170V19H168ZM151 19H152V22H151ZM156 19V20H155ZM160 19V20H159ZM155 21L156 22H158V25L157 24H155L156 26H154V24L153 23H155ZM231 24V26H229L230 24ZM243 23V24H242ZM160 24V25H159ZM245 25V26H244ZM254 24H252V26H253ZM262 25V26H261ZM151 26H154V28L152 27V29L150 28ZM157 26H158V29H157ZM228 26V27H227ZM244 26V27H243ZM247 26V27H246ZM169 27V26H168ZM190 27V28H189ZM195 28V30L193 31L192 30V28ZM147 28V31L145 30V29ZM164 28V29H163ZM148 29H150V30H148ZM156 29V30H155ZM198 29V30H197ZM247 29V30H246ZM142 30H144V31H146L145 33L142 31ZM192 30V31H191ZM150 31V32H149ZM151 31H152V33H151ZM201 32V33H200ZM208 32V33H207ZM151 33V34H150ZM194 33V34H193ZM199 33V34H198ZM227 33V34H226ZM260 33V34H259ZM201 34V35H200ZM207 34V35H206ZM226 34V35H225ZM136 35H137V37H136ZM151 35H153V37L151 38ZM195 35V36H194ZM202 37L203 35L206 37H202V39L199 37ZM225 35V36H224ZM227 35H231V37H229V36H227ZM260 35H262L261 37H260ZM145 36V35H144ZM210 36V37H209ZM233 36H235V37H233ZM239 36V37H238ZM196 37V38H195ZM141 38V39H142ZM147 38H148V40H147ZM238 38V39H237ZM256 38H257V40H256ZM259 38V39H258ZM261 38V39H260ZM131 39V40H130ZM237 39V40H236ZM127 40V39H126ZM207 40H208V42H207ZM229 40V41H228ZM254 40V41H253ZM128 41V40H127ZM128 41V42H129ZM209 41L211 42L210 44H209ZM237 41V42H236ZM135 42V43H134ZM231 42L232 43H235V44H233V45H235L234 46V49L232 48L233 47V45H231ZM156 43V42H155ZM207 43H208V45H207ZM228 43V44H227ZM230 43V44H229ZM149 44V43H148ZM224 44V45H223ZM252 44H253V46H252ZM141 45H140V47H141ZM205 45H207V46H205ZM219 45H221V46H219ZM226 45V46H225ZM227 45H228V47H227ZM150 46V45H149ZM148 46V48H146V49H144L143 47H141V49L140 48H138V51L140 52V53H142V52H144V50L145 51H147L148 53H149V48H150V50L152 49V48H154V47H156V45L155 46H150L149 47ZM223 46H224V49H223ZM229 46H230V48H229ZM136 47V48H135ZM152 47V48H151ZM209 47V48H208ZM226 47V48H225ZM227 48H229V50H227ZM235 48H236V50H235ZM142 49H143V51H142ZM148 49V50H147ZM137 50V49H136ZM218 50V51H217ZM222 50H224V51H222ZM152 52H153V54L152 53H149V54H151V57L154 55V53H156L155 51H154V49H152L151 50ZM150 51V52H151ZM214 51H216V53L214 54V53H212V52H214ZM230 53H229V52ZM250 51V52H249ZM157 54V53H156ZM156 54L154 55V56H156ZM221 54V55H220ZM223 54V55H222ZM164 55V54H163ZM227 55V56H226ZM230 55V56H229ZM232 55V56H231ZM159 56V57H158ZM217 56V57H216ZM219 56V57H218ZM223 56V57H222ZM157 57L159 58V59H161L163 56L161 55V53L158 55L157 54ZM225 58H226V60H225ZM241 58V57H240ZM223 62L225 63V64H223ZM144 65V69H147V71H148V66H146L145 65V63L144 62H142ZM227 63H228V61H227ZM184 64V65H183ZM182 65H183V68L185 69V70H188V72H186L187 73V76H188V74H189V72H190V74H192V68H193V66H192V68H190L191 67V65H189V64H185V63H183ZM185 65H187V66H185ZM258 67L257 69H259V70H256V68H253V67ZM146 67H148V68H146ZM188 67V68H187ZM251 67V68H250ZM260 67V68H259ZM135 69H138V67L137 66H135ZM150 69V68H149ZM191 71H190V70ZM256 71H255V70ZM146 71V72H147ZM229 71V70H228ZM255 71V72H254ZM257 71H259L258 73H256ZM262 71V72H261ZM145 71H144V73H145V76H146V78H149V79H154L153 77L154 76H152L153 75V73L151 74L150 73V70H149V73L147 74ZM152 72V71H151ZM186 73H183V74H181V76L180 77H182V83H181V87H182V91H185V96L187 95V96H191L192 94H193V92L195 91V90H197V88L196 87H199V86H201L202 84H203V80L202 79H204L205 78V76L203 75V74H201V75H199V76H202V79H200L199 77H197L196 76V79L195 78H193V77H190V76H188V77H190V79H191V81H193L194 80V82H198V83H200L201 85H199L198 83H194L195 84V86H191V84H189V86H188V84H186V83H191L190 82V80H189V78L187 77V80H188V82L186 81ZM244 73V74H243ZM254 73H256V74H254ZM246 74H247V76H246ZM256 75L255 77L253 76V75ZM258 74H260L259 76H258ZM149 75H151V78H150V76ZM234 77H233V76ZM192 76V75H191ZM241 76V77H240ZM129 77H131V78H133L135 81H136V78L134 77V75H131V76H129ZM246 77V78H245ZM251 78L252 77V80L251 79H247V78ZM258 77H263V78H258ZM55 78V77H54ZM131 78H129L130 79V81H133V79H131ZM193 78V79H192ZM238 80H237V79ZM245 78V79H244ZM51 79V78H50ZM49 79V80H50ZM223 79H225L224 77H223ZM229 79V78H228ZM229 79V80H230ZM258 79V80H257ZM260 79V80H259ZM55 80V79H54ZM205 80V79H204ZM241 80H242V82H241ZM252 82H251V81ZM253 80H254V82H253ZM263 80V81H262ZM50 81H53V79L52 80H50ZM185 81H186V83H185ZM200 81H202V82H200ZM246 81H249V82H247L246 83ZM257 83H262L261 85L259 84V86L257 87V85L255 86V84H256V82ZM260 81V82H259ZM184 83H185V85H184ZM246 83V84H245ZM253 83H255V84H253ZM185 86V87H184ZM183 87H184V89H183ZM116 88V87H115ZM114 88V89H115ZM237 89V87L236 86H234V88H232V89H234V90H232L231 92H232V94H234V95H232V96H234V98L236 99V100H238V95H239V93L241 92V89H239V90H237L236 91V89ZM117 89L118 88H116V91H117ZM162 90H163V92H162V94H164V95H162L161 94V97L162 96H164V97H168L167 98V101L169 100V95L166 93V89H163V88H161ZM161 89H160V91H161ZM256 89H258V91L256 90ZM190 90H191V92H190ZM194 90V91H193ZM212 90H214V91H217L216 90V88H213ZM255 91V92H254ZM145 92V93H144ZM252 92V93H251ZM191 93V95H188V94H190ZM199 95L201 96H198V97H200V98H198L197 96H196V98L194 99L193 97H184V98H182V99H180L179 100V104L181 105H183V103H184V101H186V103H188V104H184L183 106H184V109H185V111L184 110H181L183 107L182 106H180L179 107V104H177L176 105V109H175V106H172V107H174V108H171V110H167V113H166V115H168V117H166V115H165V117H166V119H169V120H167L166 121V119H165V122H167L168 124H166V127L164 126V128H166V129H164L163 128V130L165 131V130H169L170 128H172V126H173V128H172V131H173V129H174V133H175V135L173 136V135H171V133H172V131L170 132V131H168L169 133H170V137H169V133H167L166 131L164 132L163 130H162V128L161 127H163V126H158V119H157V117L155 116V117H153V116H151L150 115V113H148V114H146V120H147V122H149V123H152L153 122V124H155L154 125V127L156 128H154L153 130H155V132L156 133H159V135L160 134H165V135H167V137H169L168 139V142H167V138H164L163 140H162V142H158L157 144H161V146L162 145H164V146H166V144H168L169 142H170V139H171V142L167 145L168 147L170 146V147H173V145H174V148H177V147H180V151L182 150V151H192V149H193V147L195 146L196 148H194V150H198L199 149V146H200V143H205V141L206 140H208L207 142L208 143H212L214 146H213V149H212V153H211V155L213 156V158L214 159H216V162L217 163H220L221 165H219V167L220 168H218L219 169V172L221 173V174H225V172L227 171V172H229V171H231L232 170V168H230L231 166H230V164L231 165H233L235 168L237 167V168H241V166L243 167V168H246V167H249V164H251L252 165V160L254 159V158H259V159H257V160H260V155L257 153L258 152V149H261V148H259L258 146H253L252 145V143L250 144V141H248L246 138H244V134H242L243 132L245 133V131H246V129H245V127L243 126V125H240V124H237V122L235 123V121L238 119V116H236V115H234V114H231V113H228L227 115H225L223 118H221L220 120H215V123H214V121L213 120H211V118H209L210 117V115H211V113H212V115L211 116H214V117H216V116H219V114H220V112H219V110H216V108L214 107V102L213 101H215V99L212 97V96H209V98L207 99V97H208V95L207 94H203L201 91H199ZM250 93V94H249ZM141 94H142V96H143V98H144V96L146 97V91L145 90H141ZM242 94V93H241ZM166 95V96H165ZM168 95V96H167ZM164 97H162V98H164ZM205 98V99H203V98ZM210 97H212V98H210ZM249 97H252V98H249ZM142 98V99H143ZM161 98V100H165V99H162ZM201 98H202V100H201ZM189 100V102H188V100ZM191 99H193V100H191ZM197 99V100H196ZM203 100H204V102H203ZM206 102H208V103H206ZM207 104V106L205 105V104ZM210 103V104H209ZM204 104V105H203ZM211 104H213V105H211ZM158 105L159 104H156V106L158 107ZM161 105V104H160ZM159 105V106H160ZM185 105H187L188 106V108H186V106ZM155 106V108L157 109V107ZM203 106H204V108H203ZM209 106V108L211 109V111H210V109L209 108H207ZM46 107V106H45ZM44 106H43V108H45ZM68 108V106H64V107H62V109H61V111L58 113V116L60 117H58V119H54V120H56V121H53L54 123H56V124H58L61 120H62V118L64 117V115H62V114H64V110H66L65 108ZM145 107V106H144ZM179 107V108H178ZM39 108L41 109L42 107L41 106H39ZM39 108H35L36 110H39ZM181 108V109H180ZM206 108V109H205ZM177 109H179V110H177ZM186 109H187V112H186ZM205 109V110H204ZM35 110V111H36ZM124 110L126 111V112H124V116L125 117H123V120L124 119H126V120H124V122L122 121V124L119 126L120 128V131H125V130H127V128L132 124V122L133 121H131V123H129V121H128V119H127V116H128V118L131 116V115H134V114H136V111H135V109H131V110H129L128 108H124ZM123 110V111H124ZM208 110V111H207ZM215 110V111H214ZM34 111V110H33ZM34 111V112H35ZM62 111H63V113H62ZM168 111H169V114H168ZM183 113H181V112ZM198 112H199V115H198ZM200 112H202V113H200ZM61 113V114H60ZM195 113H197V114H195ZM204 113V115H203V117H202V114ZM214 113H215V115H214ZM127 114V115H126ZM189 114H191L190 116H189ZM194 114V115H193ZM206 114H208V115H206ZM148 115H150V117L148 118ZM177 115V116H176ZM180 117H179V116ZM181 115H183V116H181ZM184 115H186V116H184ZM200 116V118H201V120H202V123L203 124H205V125H203V124H201V125H199V126H196V128L194 127V124H192V123H194L192 120L190 121V119H191V117L192 116ZM205 115H206V117H205ZM63 116V117H62ZM176 116V117H175ZM189 116V117H188ZM62 117V118H61ZM152 117H153V119H152ZM183 117H184V119H185V121L184 120H182L183 119ZM188 117V118H187ZM148 118V119H147ZM199 118V119H200ZM5 119V120H4ZM175 119H180L181 120V122H179L180 120H178V122H174L173 120H175ZM189 121L188 123H190V124H192L191 126L192 127H190V124H188L187 125V127L191 130V129H193V128H195V134L193 133L194 132V129L193 130H191L189 133H188V128L186 127V124H187V120ZM209 121H208V120ZM7 120V121H6ZM22 120V119H21ZM20 120V122H19V125H21L22 124V121ZM52 120V119H51ZM58 120H60V121H58ZM152 120V121H151ZM172 120V121H171ZM206 120V121H205ZM235 120V121H234ZM2 121H6V124L7 125H9L10 124V120H8L7 118H2ZM10 121V122H9ZM106 121H108V120H106ZM157 121V123H155ZM173 122V123H175V124H178L179 125V123H180V125H182V126H184L185 128H183L184 130H181V129H179V127H180V125L177 127L178 129H179V131H178V129L176 128V126H175V124L174 125H172L171 124V122ZM213 123V126L215 127L214 129H213V127H211L210 128V124H212L211 122ZM229 121L231 122V123H229ZM234 123H233V122ZM9 122V123H8ZM184 122L186 123V124H184ZM208 122H209V124H208ZM12 123V122H11ZM121 123V122H120ZM207 123V124H206ZM170 124L172 125L171 127H170ZM215 124H216V126H215ZM228 124H229V126H228ZM231 124V125H230ZM248 125H249V123H247ZM14 125V124H13ZM18 125V126H19ZM209 125V126H208ZM236 125H238V126H236ZM11 126H12V124H11ZM10 126V127H11ZM15 126V125H14ZM157 126V127H156ZM181 126V127H182ZM201 126H203V127H201ZM205 126V127H204ZM13 127V126H12ZM16 127V126H15ZM15 127H13V128H15ZM34 127H35V125H34ZM167 127H170V128H167ZM198 127V128H197ZM241 127V128H240ZM205 128H207V130L205 129ZM244 128V129H243ZM144 129V128H143ZM175 129L177 130V131H175ZM188 129V130H187ZM196 129H198L199 131H201V132H199L198 130H196ZM209 129V130H208ZM218 129V130H217ZM63 130H65V129H63ZM145 130V129H144ZM160 130V131H159ZM212 130H214L215 132H213ZM245 130V131H244ZM257 130H258V132H260V133H262V134H264V123H259V125H257ZM6 132L5 133H3L4 135H6V138L4 137V138H2L1 140H0V142H3V143H6L7 142V145L5 144V146L3 145V144H0L1 146L0 147H2V148H0V149H2V150H0V161L1 162H3L4 164H6V165H8V163L10 164L8 167H10L11 169H6V170H8V173H7V171L5 172V174H4V178H2V180H1V183H2V185H6V186H11V184H12V182H10L11 181V177L12 178H14L15 177V175L18 173V171H17V169H18V167H16V166H19V169H21V172H22V175H24V178H27V180H30V182H34V183H32V185H34L35 183V185H37L38 187H35V185H34V188H37V189H39L40 191H41V189H42V191L41 192H44V190H43V188H44V184H46L45 185V188H46V192H48V191H50V194H52V196H53V193L52 192H55L54 194H56L57 192L55 191V188L53 187L55 184V187H57V185L59 184V186L61 185V181H62V184L63 183H66V185H67V187H68V184H67V182H65V180L64 179H62L61 180V178L60 177H62L63 175L65 176L66 175V177H67V181L69 182V180L71 179V181H73V182H69V185L72 183V186L69 188V189H66L67 191V193L69 194H67L66 192V198H69V199H66L65 201H67L66 203H65V205L66 206H70V205H72L73 204V206H75V205H80L83 201L81 200L82 198L84 199H87L86 197L88 196V194H89V201L90 200H92L93 199V197L94 198H97L98 197V199L99 198H101L100 196H101V194L100 195H98L97 197H95L96 195H97V193H98V191H101L102 192V190H103V188H101V187H103V185L105 186L104 187V189H108L109 191H111L112 192V194L114 195V197H113V195L111 194V198H109V199H107L106 200V202H107V204H106V202L104 201V210H106V211H104V213H103V218H102V221H103V219H104V222L102 223V221H97V223H96V228H97V230L95 229L94 230V228H91V233H89L88 231H87V233L86 232H84L85 230H83L84 229V227H79L78 229L76 228L79 224H82L81 222L83 221V224H86V223H84L85 221L87 222V221H89V218H91V216L90 215H88L87 214V212L85 211L86 209H87V211L89 210V207L87 206V208H85L86 206H84L82 209L83 210H81V213L83 212V216L86 218H83V216L82 215H80V217L78 216V220H77V223L75 222V224H73L72 226L71 225H69V226H67L66 228H69L70 229V227H71V230L72 231H74L75 230V228L77 229V232H76V236H74L75 235V231H74V235H72L71 234V232L68 230V229H66L67 230V232L69 231V238L70 239H68L69 241H67L68 243H64L63 245H60V244H58V241H57V244H56V241L55 240H58L59 239V237H58V235H57V233H50V235H48V233H47V235H46V233L45 234H41L42 236H41V238H43V236H44V238H43V240L41 241V238L39 237L38 239H34L35 241H34V247H36L37 248V250H36V248H35V252L37 251V253H38V251H39V253H40V255L42 256V258H44L45 259V261H43L44 259H42L41 261H43L44 262V264H50V263H52V264H54V261L53 260H55L57 263H55V264H60V263H62L63 262V264H80L79 262H81V261H83L85 264H97V263H99V261H100V259H102L103 261H104V263L105 264H141V262L143 263H145V264H159V263H161V264H163L164 263V261H168L169 262V264H179L180 262V260H181V262H182V260H183V262H182V264H184V262L185 263H187V264H189L190 262H195L194 264H219V260L217 259V254H218V250H219V248H221V247H219V246H222V245H225L224 243H226L227 241V247L228 248H231V250L233 249V250H235L236 251V249H238L239 250V248H240V250L242 249V250H246L247 249V251H249V250H251V251H249L250 252V254L251 253H253V252H255V250L256 251H258V246H256L255 245V243L251 240V239H249V237L248 236H244V235H240V233H243L245 230H247V229H249V227H252V229H253V227L254 228H257V226H259L258 227V232H259V235H264L263 233H264V202H259L260 203V206L261 207H258L259 209L257 210H254L255 208H251V209H253V210H251L250 212H249V214L247 213V216L246 215H243L241 218H243L242 220L241 219H239V220H230V218L231 217H233V216H228L227 215V213H226V216L223 218L224 219V223H223V225H224V227H223V225H222V227L223 228H225V232H223V230L221 231L222 233H224V235H227L226 237L223 235V237L224 238H222L221 236L222 235H216L217 237H215V235H214V237L212 236L213 234L211 233L213 230H212V228H214V227H216V226H218L219 225V227H221L220 225H221V222H220V224L218 223V221H217V218L215 217V216H213L212 217V215H206V217L205 216H203L204 217V219H203V217H201V219H200V221H201V224L200 225H202V223H203V226L204 227H206V228H204L203 226H200V229H199V237L197 236V237H193L194 235H193V233H194V231H195V228H190V227H186V226H184V224L183 223H180V229L179 230H177L178 231V233H176V235H173V237L171 238V234H170V229H169V226L167 225V223L168 224H170L171 222L170 221H173L174 219V217H175V215H178V216H180L179 214H183V216L184 215H186L187 213V211L186 210H184L186 207L185 206H187L188 205V201H192V200H194V198H188V201H187V199H186V197H184V199H183V196H181V198L180 197H177L176 195L175 196H173V192H172V187H173V185H174V188H175V186L177 185V181H178V183L180 182V180H181V178H182V176L181 175H184V173L182 174L181 173V171H182V169L181 168H179V169H181V170H178L177 171V165L176 164H173V165H175L176 167H173V165H169L170 166V168L172 169H168V170H166V171H160V170H158V168H156V167H149V166H146V165H144V166H142V167H144L143 169H141V166H139V167H135L134 165H133V168H131V172L129 171V174H128V176H130V178L129 179H131V181H132V184H131V187L130 186H128L127 187V189H129V190H124V191H126L125 193H124V191L122 192V189L120 190L119 188H118V190H116V186L119 184V183H125V179H127L126 178V175H124L123 173L121 174V172H123V171H121L120 172V174L121 175H119V173L117 174V175H114L113 177H115L114 178V180L116 179V180H118V181H115L114 182V180H113V177H112V180L110 181V180H107V179H103V175L105 174V176L107 177V175H110L107 171V169H105L106 168V159L107 158H105L104 156H106V154L109 152L108 150L111 148V150L110 151H112V150H114V148L112 147L113 145H106L105 147H104V152H102V153H99V152H97L99 149L98 148H96L95 147V151L92 153V158L96 161V163H97V165H99V166H97V167H99L100 168V170L101 171H99V168H98V171H99V174H101V173H103V174H101L102 175V181H101V175H99L97 172V169L95 170L96 172L95 173H93L94 174V176H95V174H96V177H97V179L96 180H98L97 182H96V180L95 179H91V180H89V181H85V183H81V186L79 185L78 187H80V188H82V190H80V188H78V187H75L77 184H80V183H77L76 182V180H78L79 179V175H81L80 177L81 178H83V177H85V172H87V171H85L84 169H83V167L86 169V170H90V169H87V168H91L90 167V165H91V161H93V159L91 158V157H88L86 160H87V162H86V164L85 165H82V167L79 165V164H75L76 166V168H74V170L78 173V176H73V173H71L72 172V170H64V171H58V164L56 163L55 164V162H52L53 161V158H55V153L53 154L52 153V148H54V145L55 144H53L52 143V140H50V139H52L50 136L51 135H49V133H46L45 135H49V137L47 138V136L45 137L44 136V138L42 139V138H37L38 136L36 135V137L34 136V140H35V142L36 143H33L34 142V140H33V142H32V136H30V139H28V138H26V144L25 145H20L21 147L22 146H24L25 147V149H23V148H20V149H23V150H19V148L16 150V148H17V146H15L17 143H15V139L12 137V133H10L9 132V129H6L5 130ZM181 131V132H180ZM182 131H183V136L184 137H182L181 138V136H180V139H182V140H180L179 141V137H177V136H179V133L181 134L182 133ZM193 131V132H192ZM205 131H206V133H205ZM208 131H210V132H208ZM242 132V133H239V132ZM188 133V134H186V133ZM212 132V133H211ZM236 132V133H235ZM184 133H185V135H184ZM193 133V134H192ZM198 133V134H197ZM201 133V134H200ZM205 135H204V134ZM210 133V134H209ZM216 133V134H215ZM213 134V135H212ZM218 134V135H217ZM236 134H239V135H237L236 136ZM10 135V136H9ZM104 135V134H103ZM177 135V136H176ZM189 135H191L190 137L191 138H187ZM194 137H193V136ZM217 135V136H216ZM242 135V136H241ZM173 136V137H172ZM214 138H213V137ZM10 137H12L13 138V140H12V138H10ZM166 137V136H165ZM176 137V138H175ZM198 137V138H197ZM208 137V138H207ZM211 137V138H210ZM243 137V138H242ZM47 138V139H46ZM175 138V139H174ZM193 138V139H192ZM200 138V139H199ZM205 138V139H204ZM220 138H222V139H220ZM11 139V140H10ZM37 139V140H36ZM38 139H39V143H38ZM49 139V140H48ZM178 139V140H177ZM184 139H186L185 141H183ZM189 139H191V140H189ZM210 139H212L211 141H210ZM244 139V140H243ZM40 140H41V142H40ZM46 140V141H45ZM48 140V141H47ZM216 140V141H215ZM220 140V141H219ZM226 140V141H225ZM243 140V141H242ZM14 141V142H13ZM43 141V142H42ZM49 141H51V143L49 142ZM191 141H193V142H191ZM210 141V142H209ZM225 141V142H224ZM24 142V143H25ZM49 142V143H48ZM180 142V143H179ZM187 142V143H186ZM223 142L225 143V144H223ZM245 142V143H244ZM12 143H14V144H12ZM23 143V144H24ZM184 143H186V144H184ZM189 143V144H188ZM197 143V144H196ZM207 143V144H208ZM223 144V147H222V144ZM11 144V145H10ZM32 144H33V149H32ZM35 144V145H34ZM38 144V145H37ZM156 144V145H157ZM192 144V145H191ZM195 144V145H194ZM199 144V145H198ZM218 146H217V145ZM41 145V146H40ZM9 146V148H7ZM16 148H15V147ZM36 146V147H35ZM42 147L41 149L39 148V147ZM177 146V147H176ZM184 146V147H183ZM187 146V147H186ZM216 146V147H215ZM250 146H252V147H250ZM106 147H107V149H106ZM108 147H110V148H108ZM189 147H191L190 149H187V148H189ZM219 147V148H218ZM257 147V148H256ZM5 150H4V149ZM6 148H7V151H9L8 153H7V151H6ZM36 148V149H35ZM38 148L40 149V150H38ZM174 148H172L174 151L176 150V149H174ZM252 148V149H251ZM257 150H255V149ZM34 149H35V151H34ZM184 149V150H183ZM220 149V150H219ZM19 150V151H18ZM27 150V151H26ZM37 150L39 151V152H37ZM94 150V149H93ZM173 150H172V156L174 157V155L175 154H178L177 153V151H175L176 153H174L173 152ZM178 150H179V148H178ZM253 150V151H252ZM255 150V151H254ZM6 151V152H5ZM43 152L42 154H41V152ZM219 151V152H218ZM32 152H33V154H37V155H43V156H41L40 155V160H36V162L35 161H33L31 164H29L28 162H29V157H30V160L32 159V157L34 156H32ZM95 152H97V153H95ZM187 152H185L186 153V155L187 156H191V155H193V157H192V160H191V158L189 159L190 161H192L193 162V160L197 163V162H199V163H197L198 165H200V164H202V163H204V161H203V159H200L201 157H203L202 155H199V156H197V159L195 158L196 157V155L195 154H192L191 152V154L189 153V154H187ZM193 153H195L194 151H192ZM217 152V153H216ZM254 152V153H253ZM6 153H7V155L8 156H6ZM99 153V154H98ZM105 153V154H104ZM214 153V154H213ZM13 154V155H12ZM174 154V155H173ZM250 154H252V155H250ZM258 154V155H257ZM194 155H195V157H194ZM1 156H4V159H3V157H1ZM11 156L13 157V158H11ZM14 156H15V158H16V160H15V162L14 161H11V159L12 160H14L15 158H14ZM93 156H96L97 158H95V157H93ZM101 156H103L102 158L103 159H101ZM176 157H177V155H175ZM189 156V157H190ZM218 156L220 157V158H218ZM250 158H249V157ZM251 156H253V159H252V157ZM256 156V157H255ZM45 158V160H52V161H50L51 162V166H48L47 168H44V170H46V171H40V174H35L33 171H32V167H30V166H33V165H38V163H39V167H40V163H42V161H41V158ZM53 157V158H52ZM189 157H187V158H189ZM3 160H2V159ZM52 158V159H51ZM194 158V159H193ZM212 158V159H213ZM249 158V159H248ZM8 159L10 160V161H8ZM98 159V160H97ZM104 159H105V161H104ZM144 159H146V156H143V160ZM248 160H250V161H248ZM256 160V159H255ZM28 161V162H27ZM32 161V160H31ZM98 161V162H97ZM220 161V162H219ZM254 161V160H253ZM12 162L15 164V166H14V164H12ZM202 162V163H201ZM230 162V163H229ZM235 162V163H234ZM251 162V163H250ZM18 163L20 164V165H18ZM23 163V164H22ZM34 163V164H33ZM52 163H54V164H52ZM105 163V164H104ZM33 164V165H32ZM227 164H229V165H227ZM242 164V165H241ZM26 165V166H25ZM224 167H223V166ZM237 165V166H236ZM250 165V166H251ZM23 166H25V168L23 169V171H22V167ZM57 166V167H56ZM89 166V167H88ZM104 166H105V168H104ZM168 166V167H169ZM223 167V169H222V167ZM16 167V168H15ZM54 167L56 168V169H54ZM173 167V168H172ZM208 167L210 168L211 167V165H208ZM15 168V170H16V172L14 173L13 171H15V170H13ZM52 168V169H51ZM93 168V167H92ZM92 168H91V170L90 171H92ZM134 168H136V169H134ZM148 168V169H147ZM227 168V169H226ZM52 171H51V170ZM82 169V170H81ZM104 169V170H103ZM133 169V170H132ZM139 169V170H138ZM141 169V170H140ZM144 169H147V171H148V173L149 172H154V173H149V174H153L154 175V177L156 178V177H158L156 180L154 179V178H151V177H148L147 175H145V174H143L142 175V170H144ZM157 170V172H156V170ZM173 169H175V170H173ZM13 170V171H12ZM48 170V171H47ZM54 170V171H53ZM198 170L199 169H195L194 170V172L192 171L191 173L192 174H195V175H199L200 173H198L197 174V172H198ZM221 170V171H220ZM259 170V171H258ZM258 172L259 173H264L263 171V169L261 168V167H258ZM260 170H261V172H260ZM12 171V174L10 173ZM51 171V172H50ZM68 171V172H67ZM83 171V172H82ZM106 171V172H105ZM137 171H140L139 172V174H138V172ZM173 171V172H172ZM200 171V170H199ZM53 172V175H55L54 173H57L56 175H57V178H58V182H56L55 181V184L54 183H52V182H54V181H52L51 182V177H52V174H51V177L49 178V176H50V173H52ZM62 172V173H61ZM64 172V173H63ZM67 172V173H66ZM132 172H134V173H132ZM180 172V173H179ZM226 172V173H227ZM49 173V174H48ZM69 173H71L72 175H70ZM89 172H87L86 174H88ZM131 173V174H130ZM136 173L138 174V175H140V173H141V176H135L136 175ZM179 173V174H178ZM6 174H7V176H8V174H11V175H9V177H10V179H5V178H7V176H6ZM15 174V175H14ZM134 174V175H133ZM72 176V177H70V176ZM83 175V176H82ZM125 176V178H124V176ZM132 175V176H131ZM156 175V176H155ZM158 175V176H157ZM180 175V176H179ZM254 175V176H253ZM253 175H252V173H248V176H247V174H246V176H247V179H246V181L244 182L245 184H246V186H247V188H248V186H251L252 184H253V181L255 180H257L256 178H258V175L259 174H255V173H253ZM2 176V175H1ZM69 176V177H68ZM104 176V178H106ZM117 176V177H116ZM75 177V178H74ZM76 177H78V178H76ZM87 177V176H86ZM146 177V178H145ZM179 177H180V179H179ZM210 177H211V179H210V181H209V183L210 184H212L211 186H210V188H212V186H216V185H218L219 184V182H218V184L216 183V180H219L216 176H212V175H210ZM209 177V178H210ZM60 178V179H59ZM68 178H69V180H68ZM216 178V179H215ZM32 179V180H31ZM72 179H74V180H72ZM76 179V180H75ZM83 179H85V178H83ZM119 179H122L120 182H119ZM124 179V180H123ZM215 180V182L213 183V182H211V180ZM4 180V182H2ZM7 180H8V183H7ZM6 181V182H5ZM47 181V182H46ZM48 181H50L49 182V184H50V186L48 185ZM100 181V182H99ZM105 181H107L109 184H106L107 182H105ZM130 181V182H131ZM163 181H165V182H163ZM11 184H10V183ZM87 182H88V184H87ZM105 182V183H104ZM174 182H175V184H174ZM58 183V184H57ZM75 183H76V185H75ZM90 183H91V187L89 186L90 185ZM95 183H97V185L98 186H96V185H94ZM115 183V184H114ZM134 183V184H133ZM193 183H196L197 184V182H193ZM216 183V184H215ZM85 184H87V186L88 187H90V188H88ZM92 184H93V186H92ZM103 184V185H102ZM163 184V185H162ZM196 184H194V185H196ZM214 184V185H213ZM40 185H41V187H40ZM53 185V186H52ZM100 185V186H99ZM108 185V186H107ZM110 185H112V187L110 186ZM116 185V186H115ZM51 186H52V189H51ZM83 186H84V188H83ZM96 186V187H95ZM106 186H107V188H106ZM115 186V190L113 189V187ZM158 188H161L162 189V193H163V195H162V201H164L163 199H165V202L164 203H167V205H166V208H168V209H163V208H165V207H162V205H164L163 204V202H161V198L160 197H158L160 194H162L161 192H158V190L160 191V189H158ZM170 186V187H169ZM48 187H49V189H48ZM73 187H75L76 189L78 188L79 190H76L75 188L72 190L71 188H73ZM94 187V188H93ZM130 187V188H129ZM157 188V190H156V188ZM163 187H164V189L166 190V191H168L167 189H169V188H171L169 191H171V193H168V195H166V197L167 198H165V190H163ZM167 187V188H166ZM98 188H100V189H102V190H100V189H98ZM111 188V189H110ZM132 188V191H135V190H140L139 192H138V194H136V195H134V194H132L133 192L132 191H130V189ZM137 188V189H136ZM213 188H215V187H213ZM212 188V189H213ZM264 184H261V186H256L255 187V189H256V191H257V189H258V191L257 192H259V190H260V192H264ZM48 189V190H47ZM85 191H84V190ZM155 189V190H154ZM53 190V191H52ZM91 190H93V192L91 191ZM112 190H114V191H112ZM194 190V191H193ZM1 191V190H0ZM70 191H72L73 193H74V195H76V194H78L77 196H73V193L72 192H70ZM127 191H128V193H127ZM158 192V193H156V192ZM191 191L196 195V191H195V189L194 188H192L191 189ZM119 192V193H118ZM131 192V193H130ZM72 193V196L70 195ZM92 193V194H91ZM95 195H94V194ZM120 193H122V194H120ZM154 193V194H153ZM160 193V194H159ZM166 193V194H167ZM151 194H153V195H151ZM93 195V196H92ZM155 195H156V197L158 198V201H157V198H155ZM158 195V196H157ZM171 195H172V197H171ZM56 196H58V194H56ZM164 196V197H163ZM213 196V195H212ZM211 195H209V197H208V199L209 200H211V202H216V200H217V197H216V195L214 196L215 197V199L216 200H214L213 201V199H214V197H213V199H211L210 197H212ZM72 197V199L70 200V198ZM77 197H80L81 199H79V198H77ZM109 197V196H108ZM168 197H171L170 199L168 198ZM177 197V199H175ZM180 198V199H179ZM198 199V201L200 202V204H203L204 202H202L201 200H202V197H197ZM78 200V203H76L77 202V200ZM111 199H112V201H111ZM182 199V200H181ZM186 199V200H185ZM8 200V199H7ZM68 200H70V201H68ZM75 200H76V202H75ZM115 200L116 201H118V202H115ZM167 200V201H166ZM170 200V201H169ZM82 201V202H81ZM110 201V202H109ZM114 201V202H113ZM160 201V202H159ZM176 201V202H175ZM186 201H187V203H186ZM7 202H9V200L7 201ZM6 202V203H7ZM37 202V201H36ZM36 202H34V200L32 201V202H30V204H29V206L31 205V204H33V205H31L32 207L33 206H36V207H38L39 205L36 203ZM68 202H70V203H68ZM73 202V203H72ZM175 202V203H174ZM80 203V204H79ZM114 203V204H113ZM160 203V204H159ZM36 204V205H35ZM70 204V205H69ZM118 204V205H117ZM145 204V205H144ZM162 204V205H161ZM38 205V206H37ZM105 205H106V207H105ZM116 205V206H115ZM120 205V206H119ZM121 205L123 206V207H121ZM156 205L159 207H156ZM161 206V208H162V210L160 209V206ZM204 205V204H203ZM31 206H30V209H29V211H34V213H33V215H30V217H31V222H33V223H31L30 222V227L32 228L33 227V229L36 227V224L38 223H34L35 221H37V215L39 214V211L37 210V209H35L34 207H33V209L31 208ZM118 206H119V208H118ZM40 207V206H39ZM121 207V208H120ZM144 207H147V209L145 210V211H147L148 210V212H146V213H144V210L142 209V208H144ZM85 208V209H84ZM182 208H183V210H182ZM127 209H129V211H130V213H131V215L129 216V221H127L128 220V217H127V220H126V217H125V220L124 219H122V218H124V216L123 217H121L122 215H126V211H127ZM145 209V208H144ZM35 210H37V211H35ZM178 210V211H177ZM179 210H180V212H179ZM26 211H28V210H26ZM28 211V212H29ZM64 211H66V210H64ZM85 211V212H84ZM90 211V210H89ZM116 211H118V212H120V216H118L117 215V218H118V220H117V223L115 224V223H111V224H108V225H106V222H107V218L108 217H110V215L111 214H114V213H116ZM123 211H125V213L123 212ZM140 211H142V212H140ZM175 211V212H174ZM177 211V212H176ZM181 211H182V213H181ZM215 211V210H214ZM70 212H74L73 210L72 211H70ZM70 212H69V214H70ZM172 212V213H171ZM179 212V213H178ZM36 213V214H35ZM71 213V214H72ZM174 213H176L175 215H174ZM198 214L200 213V209H199V212H197ZM133 214L135 215V217H132L133 216ZM136 214L138 215H142L141 217L143 218L142 220H145L146 221V223L147 224H144L143 222H142V220H141V217H139V215H138V217L136 216ZM171 214V215H170ZM174 216H173V215ZM230 214V213H229ZM257 214H259V216L257 215ZM144 215V216H143ZM258 216V217H256V218H258V220H255L254 221V218H255V216ZM90 216V217H89ZM128 216V215H127ZM183 216H181V217H183ZM240 216V215H239ZM33 217V218H32ZM136 217L137 218H139V220H137L136 219ZM171 217V218H170ZM181 217H179V218H181ZM216 218V220L215 219H212V218ZM259 217H260V219H259ZM81 218V219H80ZM134 218V219H133ZM146 218V219H145ZM255 218V219H256ZM82 219H84V220H82ZM150 219V220H149ZM169 221H168V220ZM170 219H172V220H170ZM131 220H134V221H131ZM148 220V221H147ZM167 220V221H166ZM203 220V221H202ZM3 222V225H2V222ZM81 221V222H80ZM141 221V222H140ZM239 221V224L237 223ZM243 221V222H242ZM148 222H150L149 223V225H148ZM165 222H167V223H165ZM170 222V223H169ZM242 222V223H241ZM254 222V223H253ZM257 222V223H256ZM260 224H259V223ZM15 223H17V224H15ZM79 223V224H78ZM101 225H100V224ZM138 223H139V226L140 227H138ZM165 223V224H164ZM173 223V222H172ZM216 223V224H215ZM233 224V225H231V224ZM18 224H20L18 221H15L14 220V223H13V225L15 226V227H17L18 228ZM98 224H99V226L101 227H99L98 226ZM105 224V225H104ZM144 224V225H143ZM161 224H162V226H163V229L161 228L162 226H161ZM173 224H175L178 228H179V223H173ZM172 224V225H173ZM183 224V226H181ZM229 224L231 225V227L229 226ZM241 224H243V225H241ZM75 225V226H74ZM104 225V226H103ZM146 225V227H144ZM147 225L148 226H150V227H152V229L153 228H155V229H157V230H155L154 231V229L152 230V231H154V233H156L155 235V237H157L156 239H155V241L153 240L155 237L153 236V232L151 231V228H148L147 227ZM227 227H226V226ZM241 225V226H240ZM252 225V226H251ZM253 225H255V226H253ZM1 226H3L4 227V217L2 218V213L0 212V230H1ZM26 226H29V225H26ZM143 226V228H141ZM166 226V227H165ZM198 226V227H199ZM214 226V227H213ZM243 226V230H241L240 228ZM247 226V229L245 228ZM73 227V228H72ZM165 227V228H164ZM168 227V228H167ZM203 227V228H202ZM235 227H236V229H235ZM240 227V228H239ZM98 228H100V229H102L103 230V228L105 229V232H103L104 233V235H103V233L102 232H100L101 230H99ZM142 229V231H140L139 232V230L140 229ZM160 228V229H159ZM197 228V227H196ZM223 228H221V229H223ZM228 228V229H227ZM231 228V229H230ZM232 228H234V230H235V232H238V233H236V235H235V237L234 236H232V235H234V230L232 229ZM245 228V229H244ZM2 229H5V227L4 228H2ZM81 230V231H78V230ZM136 229V230H135ZM158 229H159V231H158ZM182 229V230H181ZM191 229H194V231L193 230H191ZM208 229V230H207ZM216 229H217V227H216ZM239 229V230H238ZM92 230H93V232H92ZM138 230V231H137ZM144 230V231H143ZM148 230H150L151 232H152V235L151 236H147V238L148 237H154V238H152V239H149V242H147V238H144L147 234L149 235L151 232L150 231H148ZM163 230H166L165 232H167V235L164 233V234H162L161 235V232L163 231ZM211 232H210V231ZM4 231V230H3ZM95 231V232H94ZM146 231V233L147 234H145L144 232ZM181 231V232H180ZM192 231V232H191ZM203 231V232H202ZM205 231V232H204ZM206 231H209V232H207L206 233ZM215 231V230H214ZM213 231V232H214ZM243 231V232H242ZM83 232V235L85 234V237L83 236V235H81V233ZM148 232H150V233H148ZM158 232V233H157ZM200 232H202V233H200ZM227 232V233H226ZM230 232H234L232 235H231V233ZM93 233H94V235L95 236H93ZM141 233H144V234H141ZM160 233V234H159ZM209 233V234H208ZM221 233V234H222ZM229 233H230V235H229ZM53 234V235H52ZM55 234H56V236H55ZM177 234L179 235L180 234V239H182V244H180V245H183V243H184V245H183V249H179L181 246H179V244L177 243L178 241H176V243H175V239L176 240H179V237L177 236ZM203 234V235H202ZM206 234H207V237H209L210 239H208V238H206ZM6 236V238H4L3 236ZM1 236V239H0V241H2L1 242V246H0V264H3L4 262V264H42V262L39 260V257H40V255L38 256L37 254H33V253H35V252H33V253H31V250L30 249H26L25 247L23 248V250L21 249L20 251H19V253L14 249V248H12L9 244L7 245L6 244V242H5V239H8L9 237H10V235H9V237L6 235V234H2ZM88 235V236H87ZM98 235H99V237H98ZM142 235H144L143 236V238H142ZM159 235H161L162 237H165V238H167V239H163L161 236H159ZM50 236H52V237H50ZM70 236H73L74 237V239H73V237H70ZM93 238H92V237ZM104 236V237H103ZM182 236V237H181ZM212 236V237H211ZM219 236V237H218ZM238 236H240V237H238ZM243 236V237H242ZM57 237V238H56ZM96 237H98V238H96ZM115 237H117V238H115ZM200 237H204V238H206V239H208V240H205L204 238H201L200 239ZM237 237V238H236ZM241 237L243 238L242 239V241H241ZM246 237H248L247 239H246ZM4 238V239H3ZM46 238L47 239H49V241L48 240H46ZM86 238H89V240L88 239H86ZM106 238V239H105ZM174 238V239H173ZM54 239V240H53ZM85 239V240H84ZM91 239H93V240H91ZM94 239H97V240H94ZM136 240V239H138V243H136L135 242V244H137V245H135L134 247H129V246H132V244L131 245H129V243H128V240ZM139 239H141L140 241H139ZM195 239H196V241H195ZM205 240V241H202V240ZM38 240V241H37ZM51 240H52V243H51ZM86 240L88 241V242H86ZM99 240V244H98V241ZM127 240V241H126ZM142 240H146V244L144 243L143 244V242H145V241H143L142 242ZM150 240H151V242H156V243H154V245H156L157 243H159L160 242V244H158V247H157V245L154 247L153 245L151 246L150 245ZM153 240V241H152ZM172 240H174L172 243H171V241ZM249 240V241H248ZM54 241H55V243H54ZM95 241V243H93ZM200 241H202V242H200ZM208 241V242H207ZM44 242V243H43ZM49 242V243H48ZM92 242V243H91ZM142 242V243H141ZM205 242L207 243V244H205ZM250 242V243H249ZM8 243V242H7ZM72 243V244H71ZM86 243H88V244H86ZM125 243H128V244H126L125 245ZM149 244V246H146V245H148ZM152 243V244H153ZM169 243V244H168ZM180 243V242H179ZM198 243V244H197ZM201 243V244H200ZM202 243L203 244H205V245H202ZM51 244V245H50ZM69 244V245H68ZM92 244V246L93 247H91L90 245ZM97 244L98 245H100V246H97ZM103 244V245H102ZM176 244H178V245H176ZM53 245V247H51ZM58 246V247H56V246ZM72 245H74V246H76V247H73ZM84 245H87V246H90L91 247V251H89V253H86V250L88 249V248H86V246H84ZM129 245V246H128ZM140 245H142L141 246V248H140ZM255 247H253V246ZM9 246V247H8ZM50 247L51 249H52V251H51V249H49V250H47L48 249V247ZM69 247V248H67V247ZM97 246V248H95ZM101 246H103L102 248H101ZM105 246V247H104ZM125 246V249H126V247H127V249L129 250H124L123 249V247ZM45 247H47V248H45ZM60 247H62V248H60ZM85 249H84V248ZM89 247V248H90ZM99 247V248H98ZM108 247V248H107ZM135 247H137V248H135ZM138 247L141 249V251H145V253H143V252H141V251H139L140 249H138ZM177 247H179V248H177ZM223 247V246H222ZM9 248V249H8ZM72 248H73V250H72ZM76 248V249H75ZM94 248H95V250H94ZM104 248H106V249H104ZM156 248H158V249H160V251L159 250H156ZM249 248V249H248ZM254 248V251H252V249ZM262 248H263V252H262V256L264 257V244H263V246H262ZM12 249H13V251H15V252H13L12 251ZM45 251H44V250ZM71 249V250H70ZM83 249V250H82ZM113 249H115V250H117V251H115V253H117V252H121V256L117 259V258H109L108 257V252H111V251H113ZM132 249L135 251V249H137L138 250V252H137V250H136V252L135 253H131L132 252ZM30 250V252H28V251ZM43 250V251H42ZM57 250H58V252L59 251H61V255L57 252ZM67 251V254H66V251ZM69 250V251H68ZM76 252H75V251ZM85 250V251H84ZM107 250V251H106ZM155 250V251H154ZM237 250V251H238ZM24 251V252H23ZM33 251V250H32ZM57 252V255H56V252ZM64 251V252H63ZM71 251V252H70ZM74 251V252H73ZM96 251V252H95ZM98 251V252H97ZM133 251V252H134ZM176 251L178 252V253H176ZM195 251H196V253H195ZM4 252V253H3ZM23 252V253H22ZM43 252V253H42ZM51 252H53L54 254H52ZM70 252V253H69ZM81 252H82V254H81ZM87 252H88V250H87ZM130 252V253H129ZM158 252V253H157ZM12 253V254H11ZM18 253V254H17ZM22 253V254H21ZM42 253V254H41ZM85 253V254H84ZM92 253V254H91ZM118 253V254H119ZM128 253V255H126ZM141 253H143V254H141ZM194 253H195V255H194ZM198 253H199V255H198ZM235 253V252H234ZM10 254H11V256H12V258H11V256H10ZM13 254H14V256H13ZM16 254V255H15ZM28 254V255H27ZM30 254V255H29ZM34 255V256H38V258H35V257H32L31 255ZM49 254V255H48ZM59 254V255H58ZM62 254H65L64 256L65 257H62ZM87 254V255H86ZM104 256H103V255ZM134 254V256H132V255ZM137 254H139V255H137ZM140 254H141V256H140ZM145 254V255H144ZM174 254H176V255H174ZM188 254H190V256L191 257H193V258H191ZM192 254V255H191ZM197 254V255H196ZM255 254H256V252H255ZM255 254H251L250 256H251V259L250 260H247L249 263L248 264H250V263H254L255 264V262L256 261H253L252 259H254L255 258ZM23 255H26L27 256V258H29L30 257V259L32 260L31 262L29 261V259H27L26 258V256H24V257H22ZM56 255V256H55ZM68 255L70 256V258L68 257ZM76 255H77V257H76ZM82 255V257L83 258H86L87 257V259H81L82 257H80V256ZM86 255V256H85ZM88 255H89V257H88ZM91 255V256H90ZM98 255V256H97ZM131 257H130V256ZM136 255V256H135ZM143 255V256H142ZM172 255H174L175 257L173 258V259H175V260H177L176 262H173L172 260L173 259H170V257L172 256ZM186 255V256H185ZM187 255L189 256V257H187ZM17 256V257H16ZM29 256V257H28ZM52 256H55L54 258H52ZM61 258H60V257ZM102 256L103 257H105V256H107L106 257V259L107 258H109L108 260H105V258L103 259L102 258ZM177 256V257H176ZM182 258H181V257ZM184 256H185V258H184ZM196 256H198V260H197V257ZM252 256H254L253 258H252ZM19 257H20V259H19ZM22 257V258H21ZM59 257V258H58ZM77 259H76V258ZM91 257V258H90ZM99 257V258H98ZM116 257H117V254H116ZM200 257V258H199ZM18 258V259H17ZM58 258V261L56 260ZM62 258H63V260H62ZM75 258V259H74ZM80 258V259H79ZM53 259V260H52ZM61 261H60V260ZM117 259V261L115 262V260ZM142 259V260H141ZM180 259V260H179ZM189 259V261L187 262L186 260H188ZM191 259H196L195 261L194 260H192V261H190ZM27 260V261H26ZM39 260V261H38ZM77 260V261H76ZM110 260V261H109ZM174 260V261H175ZM185 260V261H184ZM201 260V261H200ZM252 260V261H251ZM47 261H48V263H47ZM51 261H53V262H51ZM88 261V262H87ZM90 261V262H89ZM108 261V262H107ZM172 261V262H171ZM247 261H240V262H236L237 264H247V263H245V262H247ZM46 262V263H45ZM50 262V263H49ZM115 262V263H114ZM193 262H192V264H193ZM197 262H199V263H197ZM252 263V264H253ZM191 264V263H190ZM257 264V263H256Z\"/></svg>","mask_w":264,"mask_h":264}]
</instances>
